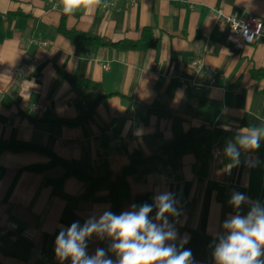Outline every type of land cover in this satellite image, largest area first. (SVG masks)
I'll use <instances>...</instances> for the list:
<instances>
[{
    "label": "crops",
    "instance_id": "obj_1",
    "mask_svg": "<svg viewBox=\"0 0 264 264\" xmlns=\"http://www.w3.org/2000/svg\"><path fill=\"white\" fill-rule=\"evenodd\" d=\"M216 8L264 22V0H98L66 15L67 28L115 42L138 39L145 26L154 24L155 48L116 51L74 44L64 37L58 31L65 14L62 0H0V140L43 146L92 177L108 172L115 180L130 165L135 150L150 155L192 127L235 132L264 128V79L251 75L252 68H264V43L233 47L227 42V28L213 12ZM15 13L21 15H9ZM61 70L100 83L111 96L78 125L33 122L30 117L51 114L76 118L99 94L71 85ZM199 98L212 102L205 118L185 112L189 104L196 107ZM157 102L171 115L159 114ZM33 106L45 110L37 112ZM215 140L231 139L216 136L209 141L200 134L197 151L178 159L169 154L130 173L129 198L115 213L131 210L139 196L149 194L153 203L158 192L174 193L181 211L176 243L187 237L184 247L191 250L194 264H214L215 234L223 232V221L235 214L228 203L234 191L264 204V139L259 149L241 152L231 174L224 173L231 161L210 153ZM252 156L258 163L248 167L245 162ZM49 161L36 151L0 153V229L11 227L0 233V264H61L55 255L61 227L74 221L83 225L89 216L111 208L107 187L84 198L87 183L76 177L60 185L46 182L61 177V167L30 168ZM248 210V205L241 206V214ZM176 219L169 216L170 221ZM110 243L93 235L87 252L107 251Z\"/></svg>",
    "mask_w": 264,
    "mask_h": 264
},
{
    "label": "clouds",
    "instance_id": "obj_2",
    "mask_svg": "<svg viewBox=\"0 0 264 264\" xmlns=\"http://www.w3.org/2000/svg\"><path fill=\"white\" fill-rule=\"evenodd\" d=\"M98 0H62L63 12L71 15L76 9H85ZM264 128L244 127L232 140L226 142L223 156L231 161L224 173L240 163L241 152H252L260 147ZM228 203L235 214L222 223L223 232L215 234L212 256L214 264H264V204L252 201L246 194L234 191ZM178 201L172 192H158L153 203L132 204L131 210L120 214L105 209L99 216H89L83 225L74 221L61 227L55 240V255L63 264H194L190 249L184 247L187 237L178 239L176 223L181 215ZM248 205L246 214L241 206ZM155 211V217L150 213ZM169 216L177 218L170 221ZM95 235L101 240L109 238L107 251L97 248L94 255L87 252V241ZM111 252L115 259L108 255Z\"/></svg>",
    "mask_w": 264,
    "mask_h": 264
},
{
    "label": "trees",
    "instance_id": "obj_3",
    "mask_svg": "<svg viewBox=\"0 0 264 264\" xmlns=\"http://www.w3.org/2000/svg\"><path fill=\"white\" fill-rule=\"evenodd\" d=\"M9 15H21L19 13L9 14ZM66 14L62 16L61 23L58 27V31L66 38H68L72 43L85 45V46H94V47H111L116 51L120 50H147L152 49L157 46L158 40L153 35L154 24L145 26L141 31V36L138 39H122L120 41H110L107 38L94 34L91 32L80 31L77 29H69L65 24ZM4 23L3 14L0 12V27ZM63 76L71 83L73 86L82 87L90 90H97L99 94L97 97L88 104L86 111L73 119H63L58 118L54 114L46 118H32L30 119L33 122H43L48 123L51 126H62V125H78L85 121H88L92 118L95 108L111 94L105 93L102 85L98 82H94L87 79L76 78L67 72L61 70ZM251 75L255 80L264 79V68H252ZM264 92V89H263ZM161 108L158 111L159 114L171 115L169 112L164 110V107L161 103L157 102L156 104ZM212 106V102L208 98H199L198 105L196 107L188 105L185 112L192 116H201L206 117L207 113ZM154 108L150 107L149 111H153ZM204 112V113H203ZM176 117V116H174ZM200 134H205L209 141H213L216 136H225L229 137L231 140L235 137L236 132L233 130L215 128L210 130L205 127H192L187 132L182 133L173 139L160 145L155 151L150 155H145L140 150H135L130 156V165L124 168L123 173L119 175L115 180H111L110 173L107 172L104 176L92 177L84 170L78 168L70 161L63 159L53 153L51 150L31 143L23 141H10V140H0V153L6 150L10 151H36L42 153L50 158V161L47 164H38L33 165L30 168L39 171H45L52 167H61L63 169V174L61 177L56 179H47L46 182L51 185H60L68 177H76L87 183V189L82 194V197L89 198L95 194L98 188L107 187L112 193V204L110 210L113 213H116L123 202L129 198V184L127 176L130 173L135 172L141 166L152 164L157 161L163 160L166 155H172L174 159H178L181 155L188 152L197 151L196 138ZM264 154V144L262 148V155ZM152 204L151 195L139 196L136 199V204L140 205L143 203ZM150 216H153V212L150 213Z\"/></svg>",
    "mask_w": 264,
    "mask_h": 264
},
{
    "label": "built area",
    "instance_id": "obj_4",
    "mask_svg": "<svg viewBox=\"0 0 264 264\" xmlns=\"http://www.w3.org/2000/svg\"><path fill=\"white\" fill-rule=\"evenodd\" d=\"M135 2L136 0H130ZM217 19L227 28V42H229L233 47H241L246 43L253 42H263L264 43V22L256 16H239L234 13H226L221 8L213 9ZM41 45H48L46 40H41L39 42ZM28 61V57L23 60L24 63ZM33 110L37 112H42L45 108L39 109L36 106H33ZM225 143H220L218 140H215L211 147L210 153L214 158H219L222 155V150L225 146ZM258 160L256 157L252 156L249 160L245 162V165L256 166ZM11 230V227L0 229L1 234H5Z\"/></svg>",
    "mask_w": 264,
    "mask_h": 264
}]
</instances>
